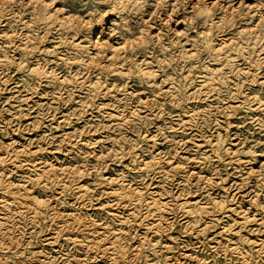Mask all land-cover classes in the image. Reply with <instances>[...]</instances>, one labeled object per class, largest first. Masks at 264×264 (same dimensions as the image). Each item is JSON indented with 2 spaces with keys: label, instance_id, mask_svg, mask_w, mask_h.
<instances>
[{
  "label": "rangeland",
  "instance_id": "obj_1",
  "mask_svg": "<svg viewBox=\"0 0 264 264\" xmlns=\"http://www.w3.org/2000/svg\"><path fill=\"white\" fill-rule=\"evenodd\" d=\"M0 264H264V0H0Z\"/></svg>",
  "mask_w": 264,
  "mask_h": 264
},
{
  "label": "bare ground",
  "instance_id": "obj_2",
  "mask_svg": "<svg viewBox=\"0 0 264 264\" xmlns=\"http://www.w3.org/2000/svg\"><path fill=\"white\" fill-rule=\"evenodd\" d=\"M107 16V12H103L102 13V15H101V18L100 19H103L104 17H106ZM83 25L84 26H88V28H90V30L94 33V32H97V36H98V38L100 37V35H102L103 34V30H98V29H96V26H95V24H93L92 22H91V20L90 19H88V20H86L84 23H83ZM114 31V29H111V32H113ZM93 45L94 46H108L110 49H113L114 48V46L113 45H109V43L107 42V41H103V42H100V44L98 43V41H95L94 43H93ZM129 49H131V45H130V43L128 42V40L126 39L124 42H123V44H121L118 48H116L115 50V53L112 55V56H114V57H116V58H118V57H121V55H123V54H125V52H127V50H129ZM114 50V49H113ZM98 54V53H97ZM96 54V55H97ZM123 57V59H125V57H126V55L125 56H122ZM111 59V58H110ZM94 63V62H93ZM92 61L90 62V65H88V64H86L85 66H86V70H87V72H90V75H92L93 74V72H97V70H99V69H97V68H95L94 66H92ZM43 71V72H42ZM31 72H34V73H36L37 75H51V74H53V73H48V72H44V70H42V69H35V70H31ZM115 72H119V71H115ZM114 75H117V74H114ZM144 75L145 76H147V78H150V77H153V74L152 73H149V74H147V73H144ZM85 80H83L82 82H80L81 84H82V87L83 86H85L86 85V83H87V81L86 82H84ZM96 84V85H95ZM94 85L95 86H97V89L98 88H100L101 87V85H102V83H99V81H97L96 83H95ZM94 85H92V83H90V85L89 86H91L90 88H92V86L94 87ZM91 91V90H90Z\"/></svg>",
  "mask_w": 264,
  "mask_h": 264
}]
</instances>
